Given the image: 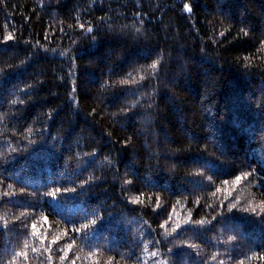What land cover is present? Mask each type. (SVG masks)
Returning a JSON list of instances; mask_svg holds the SVG:
<instances>
[{"label":"trees","instance_id":"obj_1","mask_svg":"<svg viewBox=\"0 0 264 264\" xmlns=\"http://www.w3.org/2000/svg\"><path fill=\"white\" fill-rule=\"evenodd\" d=\"M261 40L264 0H0V264H264L257 216L184 223L264 201Z\"/></svg>","mask_w":264,"mask_h":264},{"label":"snow or ice","instance_id":"obj_2","mask_svg":"<svg viewBox=\"0 0 264 264\" xmlns=\"http://www.w3.org/2000/svg\"><path fill=\"white\" fill-rule=\"evenodd\" d=\"M184 10L187 11V12H189V13H191L193 11V8H192V6L190 4L185 3L184 4ZM79 27L81 29H83L87 34H89L90 35V38L92 40H95L96 39V36L93 35V33L95 31V29L93 27L89 26V27H87L85 29V26L83 24H80ZM136 31L137 32H140L141 29L137 28ZM241 32H243V34L245 36L248 35V32L245 31L244 29H241ZM224 35H225L224 32H221L220 33V36L223 37ZM12 39H13V36L11 34H9L7 37H5V40L6 41L12 40ZM260 47L261 48H264V40H261L260 41ZM60 54L61 55H64L63 52H61ZM74 59H75V57H74ZM159 65H160V60L157 59L156 61H154L150 65V68L153 71H155L158 68ZM246 67H247V65H246ZM143 79H144V77L141 76V80H143ZM120 83L121 84H127V83H129V81L122 80V81H120ZM75 90H76L75 87H73V92H75ZM21 91H25V90H21ZM25 94H28V93L25 92ZM17 102H18L17 100H12L11 101L12 105H16ZM19 103L23 104L24 101L23 100H19ZM132 107H136V104H133ZM148 107L151 108L152 105L149 104ZM93 111H95V110H93ZM121 111L124 112L125 114H127V109H121ZM28 132L31 133L32 132V129L29 128L28 129ZM29 142L30 143H33V141H29ZM128 142L129 141H125V147L127 146V143ZM12 151H17V149H13ZM86 155H88V154L86 153ZM91 155L95 156L96 153L93 152ZM106 159H107V157H106ZM195 175L196 176H199V177H203L204 176V173L203 172H197ZM252 175H253V173L250 172V171L241 172L239 175H236L234 177V180L232 181V183L233 184H236V185H239L242 180H247V178L250 177V176H252ZM207 181H208L209 185H211V183H212V176H208L207 177ZM87 183H88V181L85 180V181L82 182V185L81 186H83L84 184H87ZM125 183L131 185L132 184V181L131 180H125ZM229 183H230L229 180H224L223 181V184H225V185H227ZM12 187H13L12 185H8V188L9 189H12ZM76 191H77V188L76 187L69 188V187H55L54 186L50 191H48L46 193V195L48 197H51L53 199H56L58 197V194L64 195V194H68V193H75ZM216 191L219 192V191H221V189L217 188ZM3 195L5 197H10V196H13L14 195V192H5ZM213 195H215V193H213ZM130 203H132V204H142L143 201L141 199H139V198H133V199L130 200ZM238 205H239V201L238 200H237L236 203L229 202L227 205H225L224 203H221L219 205V208L221 209L219 221H217V217L216 216H213L211 221H205L204 219H201V220H192L191 213H189V218L187 220H185L184 223L186 225H192L193 226L192 230L193 231H196L197 229H196L195 226L203 227L206 223L207 224H212L213 221H216V222L221 223L228 230L237 231L239 226L233 224L232 221H231V217L229 215H226L225 214L224 209L226 208L227 209V213H232L234 210H238L240 212L249 214L251 216H257L259 219L256 222L257 223L264 224V201H262L261 204L258 206L259 207V211L257 210V206H253L251 203H249V205L247 207H238ZM156 206L159 207V198H157V200H156ZM43 219H44L45 222H47V219L48 218H47V216H44ZM170 219H171V217H169L168 220H165L163 223H161L159 225V227L161 229H164L166 227V225H168ZM103 220H104L103 216H96V218L91 219L88 223H84L81 228H74L73 231L74 232H81L83 230L88 229L90 226H97L98 223H103ZM31 227H32L33 234L36 235L37 234L36 233V224L33 223ZM179 228H181V224L180 223L174 224L172 226V228H171V233H176L177 232V229H179ZM171 233L166 232L165 235L168 236V235H171ZM56 239H58V238H56ZM56 239H54L52 241V243H55L56 242ZM235 239H236V236L235 235H232V236H229L228 237V240L229 241H232V240H235ZM73 243H74V241H73ZM155 243L156 244H159L160 241H155ZM72 246H73L72 244H68V246H67L68 250H70L72 248ZM186 246L189 247V248L197 249V250H198V247H199L198 245H196L194 243L193 244H187ZM32 251L33 252H36L37 249L36 248H33ZM168 252L169 253H172L173 252V249L172 248H169L168 249ZM150 254L153 257H156L157 256V252H155V251L154 252H151ZM197 254H198V251H197ZM17 255L18 256H23L24 259L27 260V253L26 252H19V253H17ZM66 256H67V252L65 251V255L64 256H61L60 259L61 260H64L66 258ZM213 258H215V257H213ZM51 259H52V257L49 256L48 257V260L51 261ZM259 259L262 260V261H264V254H261L259 256ZM73 264H75V261H73ZM94 264H97V262H94ZM107 264H112V260L109 259V261L107 262ZM159 264H168V261L167 260L160 261ZM220 264H223V261H221ZM240 264H243V261H241Z\"/></svg>","mask_w":264,"mask_h":264}]
</instances>
